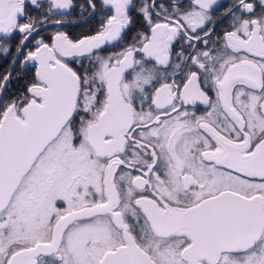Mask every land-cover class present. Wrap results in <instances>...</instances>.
Wrapping results in <instances>:
<instances>
[{
  "label": "snow or ice",
  "instance_id": "1",
  "mask_svg": "<svg viewBox=\"0 0 264 264\" xmlns=\"http://www.w3.org/2000/svg\"><path fill=\"white\" fill-rule=\"evenodd\" d=\"M0 59V264H264V0H0Z\"/></svg>",
  "mask_w": 264,
  "mask_h": 264
},
{
  "label": "flooded vegetation",
  "instance_id": "2",
  "mask_svg": "<svg viewBox=\"0 0 264 264\" xmlns=\"http://www.w3.org/2000/svg\"><path fill=\"white\" fill-rule=\"evenodd\" d=\"M74 3L79 5V4L85 3V0H74ZM221 3L226 7L227 4L229 3V0H221ZM222 10L223 9H220V11H222ZM79 12H80V10L77 7L76 9H74L72 11V14L69 17H67V19H69V20L78 21V23L64 29V30L68 31L73 36H77L81 33H87L89 31H94L96 29L98 21H99L98 17H90V18H88L86 23L79 22L82 20ZM56 18L59 19L60 17H56ZM54 30H55L54 28H49L48 31H54ZM109 50L115 51L118 49H109ZM7 68H8V65H7L6 61H4L3 59H0V74H3L7 70ZM18 82H20V81H17L16 83H18ZM16 83L14 84V87H16Z\"/></svg>",
  "mask_w": 264,
  "mask_h": 264
},
{
  "label": "trees",
  "instance_id": "3",
  "mask_svg": "<svg viewBox=\"0 0 264 264\" xmlns=\"http://www.w3.org/2000/svg\"><path fill=\"white\" fill-rule=\"evenodd\" d=\"M20 86H21V83L20 82L16 83V88H18Z\"/></svg>",
  "mask_w": 264,
  "mask_h": 264
}]
</instances>
